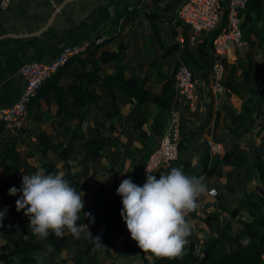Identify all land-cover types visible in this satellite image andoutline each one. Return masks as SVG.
<instances>
[{"label":"crops","instance_id":"1","mask_svg":"<svg viewBox=\"0 0 264 264\" xmlns=\"http://www.w3.org/2000/svg\"><path fill=\"white\" fill-rule=\"evenodd\" d=\"M180 1L13 0L9 7L0 9V107L11 105L18 97L24 85L20 72L23 63L50 61L67 45L85 46L80 53L81 59L71 57L37 89L38 94L31 97L24 125L16 131L3 129L0 134L2 147L13 144L17 150L21 180L23 175H31L38 170L45 173L42 162L56 156V152L49 148L42 151L41 134L45 133L49 143H71L65 157L56 162L55 173L62 172L71 186L85 194V206L90 203L92 195L122 205L116 191L121 181L130 177L135 183V171L159 143L161 130L155 123L160 120L161 109L150 97L162 93L163 84L173 77L181 50L187 47L199 59L196 47L205 45L207 33L193 35L188 27L176 21L175 10ZM246 12L247 9L243 12L242 43L228 52L223 75V80H227L234 74L240 85L242 70L248 69V83L243 87L240 85L243 95L247 94L248 87H260V91H264V12L256 13L255 17L245 21ZM118 47L123 52L120 60H101V51H115ZM92 57L98 61L97 73L100 76L113 74L116 64H121L125 77L135 76L142 82L147 97L138 101L120 88L97 84L94 87L95 98L90 103L70 109L83 115V122L77 126V118L67 119L68 113L58 110L52 80L64 88L75 83L76 72L92 67ZM191 70L199 95L196 108L189 110L179 105L176 92L172 105L180 115V157L189 160L185 174L203 177L208 189L213 187L217 191L230 180L236 190L261 193V188L264 195L258 173L249 162L236 167L228 158L225 159L227 151L241 152L248 158L253 154L264 158V100H256L258 95L254 97L256 105L252 108L257 109L253 113L254 123L247 131L233 136L229 118L241 110L242 95L226 87L222 93L214 95L208 87V73L196 67ZM171 87L175 90L174 82ZM65 98L71 99L68 92ZM234 125L242 129L248 122L236 120ZM89 138L100 143L98 153L86 150L84 141ZM208 140L221 143L222 151L209 153ZM235 140L236 145L233 144ZM177 166H163L151 174L159 178V174ZM146 175L141 168L136 178L145 182ZM12 199L13 196L6 201L0 195V207L3 211L7 209L4 217L8 228L18 227ZM218 203L216 195L207 193L199 198L197 209L189 215L194 227L192 234L198 237L197 252H200L201 242L209 231L196 215H203L205 209L217 208ZM239 215L249 219L243 210ZM77 224L83 226L81 234L90 226L88 223ZM96 226L102 234L104 220H96ZM131 243L130 233L117 228L104 241L107 250L99 248L95 256L100 264H145L138 253L127 255L120 252ZM84 249L85 241L81 235L78 239L66 235L64 247L55 257L62 264H73L75 253ZM228 249L230 245L226 241L217 245L218 252Z\"/></svg>","mask_w":264,"mask_h":264},{"label":"trees","instance_id":"2","mask_svg":"<svg viewBox=\"0 0 264 264\" xmlns=\"http://www.w3.org/2000/svg\"><path fill=\"white\" fill-rule=\"evenodd\" d=\"M262 12H264V0H248L245 21L255 17L254 15L256 13L260 15ZM119 13L120 11L117 12V14ZM218 31L219 28H216L206 34L203 48L200 45L196 47L197 53L200 56V61L193 53H190L187 47L181 50V59L191 69L192 67H196L197 69H201L205 74L209 72L213 60L211 50L212 38ZM84 50L85 48L71 57H78L81 59L80 53ZM100 57L101 60L108 58L120 60L123 57V52L120 47H118L115 51H101ZM91 59L92 67L88 70L76 72L75 76L77 81L75 83H71L64 88L57 84L56 80H52L55 97L58 102V110L68 113L67 119L77 118V126L83 122V115L80 111H71L70 109L76 105H86L90 103L95 98L94 87L97 84L109 88H120L123 90V93L135 96L138 101H143L147 97V92L145 88H143L142 82L135 76L125 77L121 64H116V71L113 74L100 76L97 73L99 64L96 57H92ZM68 60L65 63H67ZM58 70L51 76H54ZM241 74L242 78L240 85L243 87L248 83V69H243ZM51 76L49 78H51ZM172 82L173 77L167 79L166 83L162 86L163 92L150 97L161 109L160 120L158 123H155L161 130L160 132H162L165 126L175 98V90L171 87ZM223 84L229 91L242 95L243 101L241 110L236 114H232L229 118L231 124L229 126L230 132L233 136H237L247 131L250 125L255 121L253 113L257 109L253 110L252 102L254 101V97L260 94V87H248L247 94L243 95L242 89L236 81L234 74L227 80H223ZM66 92H68L71 97L69 101L65 98ZM36 94H38V91L34 95ZM260 100H264V91L260 95ZM30 102L31 99L27 103V109ZM236 120L239 122L247 121L248 125L240 129L234 125ZM258 125H261V123L258 122ZM3 129L2 122L0 121V134ZM77 135L80 136L79 134ZM41 137L43 139V143H41L42 151L44 152L49 148L56 152L54 158L43 161L41 166L45 170V174L55 173L56 162L65 157L71 143H49L48 136L45 133H42ZM95 141L96 140L93 138L84 141V146L89 153L99 152L100 143H94ZM181 142L182 140L180 137L177 158L170 164H177V167L185 171L189 168V160L180 157ZM233 144L236 145L237 141L235 140ZM227 158L236 167H240L245 162H249L251 167L257 171L258 179L264 187V158L262 156L253 154L248 158L241 152L227 151L225 159ZM144 161L140 163L133 175L135 184L140 186L145 182H139L136 177ZM19 169L20 161L15 146L13 144H7L6 147L0 145V172L2 174L0 176V195L5 198L6 201H10L12 198V196L8 194L11 187L15 186L19 189L22 186ZM20 195L21 193L18 192L12 199V206L18 227L8 228L5 217L2 221V225H0V264H37V261L33 257L38 255L40 251L44 250L48 245H51L52 250L49 252L44 264H62L55 256L64 247L65 237L60 239L54 235H50L46 241L38 240L29 230V218L24 215V210L20 212L16 211V200ZM216 196L219 200L217 208L212 210L205 209L203 215H196L199 221L203 223L209 231V235L201 242L200 252H197L198 237L195 234H191L187 238L188 242L185 245L183 255L173 260L161 259L149 261L144 257V253L141 252L136 242L133 240L131 244H127L120 252L127 255L138 253L144 258L145 264H197L200 260L201 253L204 252L208 240L215 237L222 228V235L219 239L212 242L208 258L204 264H264V195L258 191L236 190L234 182L229 180L218 187ZM122 207L121 204L115 201L111 203L108 198L98 195L91 196L90 203L84 207L80 214V219L77 221L79 223L90 224L84 233L81 234L82 239L85 241V249L82 252L75 253L73 264H100V261L95 256V251L99 248H103L105 251L107 250L104 241L108 235H111V233L113 235L117 228H123L124 232H128L126 224L120 215ZM241 210L244 211L249 219L240 217L239 212ZM0 212H3L1 207ZM229 214L231 220L226 223ZM221 215L225 216L221 217ZM98 219H102L105 222V228L102 234H99L96 226V220ZM95 237H99L100 242ZM223 241L229 243L230 249L225 252H218L217 245Z\"/></svg>","mask_w":264,"mask_h":264},{"label":"clouds","instance_id":"3","mask_svg":"<svg viewBox=\"0 0 264 264\" xmlns=\"http://www.w3.org/2000/svg\"><path fill=\"white\" fill-rule=\"evenodd\" d=\"M116 191L123 205L120 215L131 239L149 261H154L183 255L192 234L189 215L209 189L203 177L186 175L180 167H172L159 178L147 171L142 186L130 177L123 179ZM18 192L21 195L16 200V211L24 210L29 230L38 240L46 241L50 235L60 239L66 235L80 237L83 226L77 221L85 207V194L77 192L62 172L45 174L38 170L23 175L21 188L13 186L8 194L15 196ZM6 211L0 212V225ZM95 238L100 242L99 237ZM51 250L48 245L34 256L37 264H44Z\"/></svg>","mask_w":264,"mask_h":264},{"label":"built area","instance_id":"4","mask_svg":"<svg viewBox=\"0 0 264 264\" xmlns=\"http://www.w3.org/2000/svg\"><path fill=\"white\" fill-rule=\"evenodd\" d=\"M12 1L0 0V9H6ZM247 2L248 0H181L176 6V21L188 27L193 35L206 34L219 28L212 38L213 60L208 72V87L214 95L225 90L223 75L228 52L242 43L243 12L247 9ZM84 48V45H67L50 61L31 60L23 63L20 72L24 85L18 97L11 105L0 107V121L3 128L11 131L21 128L28 114L27 103L37 89L71 56ZM173 82L179 105L194 110L199 98L197 83L191 68L181 59L180 54L173 70ZM180 129L179 110L172 107L158 145L149 152L144 161L143 172L147 174L148 171L151 174L160 167L170 165L177 158ZM207 146L209 153L222 151V145L218 141L208 140ZM208 194L215 196L217 191L212 187L209 188Z\"/></svg>","mask_w":264,"mask_h":264},{"label":"water","instance_id":"5","mask_svg":"<svg viewBox=\"0 0 264 264\" xmlns=\"http://www.w3.org/2000/svg\"><path fill=\"white\" fill-rule=\"evenodd\" d=\"M262 91L263 90L260 91V94L258 95V97H256V100L260 99V95L262 94ZM255 105H256V103L253 102L252 103V107L255 108ZM259 190H260L261 193H263V190L261 188ZM230 220H231V216L229 214V217L227 218L226 223L229 222ZM222 230L223 229L221 228L220 231L218 232V234L215 237H212V238H210L208 240V242H207V244H206V246L204 248V252L202 253V255L200 257V260L198 261L197 264H204L205 263V261L208 258V253H209V250H210V247H211L212 242L215 241V240H217V239H219L221 237Z\"/></svg>","mask_w":264,"mask_h":264},{"label":"rangeland","instance_id":"6","mask_svg":"<svg viewBox=\"0 0 264 264\" xmlns=\"http://www.w3.org/2000/svg\"><path fill=\"white\" fill-rule=\"evenodd\" d=\"M244 24V23H243ZM243 24H242V27H243ZM242 30H243V28H242ZM219 250H220V247L218 248Z\"/></svg>","mask_w":264,"mask_h":264}]
</instances>
